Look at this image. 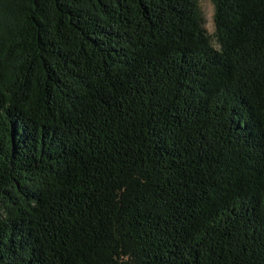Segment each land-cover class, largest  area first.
<instances>
[{
  "label": "trees",
  "instance_id": "16d2710c",
  "mask_svg": "<svg viewBox=\"0 0 264 264\" xmlns=\"http://www.w3.org/2000/svg\"><path fill=\"white\" fill-rule=\"evenodd\" d=\"M0 0V264H264V0Z\"/></svg>",
  "mask_w": 264,
  "mask_h": 264
},
{
  "label": "rangeland",
  "instance_id": "374dc122",
  "mask_svg": "<svg viewBox=\"0 0 264 264\" xmlns=\"http://www.w3.org/2000/svg\"><path fill=\"white\" fill-rule=\"evenodd\" d=\"M200 7L204 19V28L211 37L213 43L215 42V7L211 0H200Z\"/></svg>",
  "mask_w": 264,
  "mask_h": 264
}]
</instances>
